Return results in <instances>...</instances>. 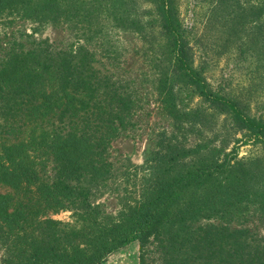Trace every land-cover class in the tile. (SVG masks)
<instances>
[{
  "label": "rangeland",
  "instance_id": "1",
  "mask_svg": "<svg viewBox=\"0 0 264 264\" xmlns=\"http://www.w3.org/2000/svg\"><path fill=\"white\" fill-rule=\"evenodd\" d=\"M170 1L177 21L188 31L194 68L203 69L213 91L264 121V0ZM44 5L39 2L41 12ZM156 7L154 0H61L56 12L62 15L55 19L24 8L6 13L0 18V68L12 50L38 52L33 68L39 73L58 55L85 53L102 83L100 90L109 96L116 90L113 101H132L126 113L128 128L107 150L105 180L89 188V177L82 180L101 219L123 220L160 180H171L187 168L221 164L229 154L235 174L245 177L242 166L251 170L232 200L219 202L215 217L172 225L145 246L135 242L112 254L105 264H143V254L144 264H170L171 259H183L176 264H233L235 236L245 237L250 246L261 245L264 254V148L247 142L246 131L229 114L209 105L186 84L170 55ZM6 101H0V124H5ZM35 129L43 133L53 128L48 122H35L19 138H7L14 142ZM45 172L54 178L52 166ZM50 215L76 223L73 211ZM174 235L183 246H169ZM6 254L0 244V264Z\"/></svg>",
  "mask_w": 264,
  "mask_h": 264
},
{
  "label": "trees",
  "instance_id": "2",
  "mask_svg": "<svg viewBox=\"0 0 264 264\" xmlns=\"http://www.w3.org/2000/svg\"><path fill=\"white\" fill-rule=\"evenodd\" d=\"M60 1L0 0V18L24 8L55 19L62 15L56 12ZM154 1L180 76L194 94L229 114L246 131L247 142L264 148V121L210 88L203 69L193 66L188 31L177 21L171 1ZM39 2L45 3L41 6L44 12ZM63 13L71 17L70 12ZM37 59L38 52L12 50L0 68V101L7 100L5 124H0V184L6 191L0 193V244L7 248L2 264H105L112 254L135 242L145 246L172 225L215 217L219 202H230L241 189V179L250 174L246 166L241 167L245 177L235 174L229 154L221 164L187 168L171 180H160L123 220L101 219L82 180L89 177L88 188L105 180L107 150L128 128L127 114L133 103L125 98L113 101L116 90L113 96L100 90L102 83L85 53L58 55L42 67L41 74L33 68ZM40 121L53 129L43 133L35 129L14 142L7 138H19ZM49 166L54 178L45 172ZM66 210L73 211L75 225L50 215ZM232 239L233 264H264L261 245L250 246L243 236ZM168 244L176 248L182 242L174 235ZM189 244L198 250V245ZM142 261L144 264V254ZM177 262L184 261L170 260V264Z\"/></svg>",
  "mask_w": 264,
  "mask_h": 264
}]
</instances>
